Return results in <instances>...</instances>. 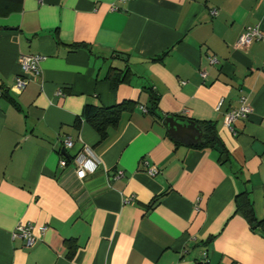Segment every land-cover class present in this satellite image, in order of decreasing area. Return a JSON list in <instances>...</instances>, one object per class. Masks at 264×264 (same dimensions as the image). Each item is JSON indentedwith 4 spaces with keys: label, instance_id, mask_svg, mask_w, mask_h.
Instances as JSON below:
<instances>
[{
    "label": "crops",
    "instance_id": "obj_1",
    "mask_svg": "<svg viewBox=\"0 0 264 264\" xmlns=\"http://www.w3.org/2000/svg\"><path fill=\"white\" fill-rule=\"evenodd\" d=\"M253 24L264 35V0H0V264H264V41L234 45ZM36 53L16 88L19 55ZM110 67L129 73L112 85ZM239 94L250 112L230 131ZM123 100L103 140L74 125L85 103ZM165 115L213 122L228 166ZM82 146L96 166L78 179L66 158ZM25 222L30 247L12 236Z\"/></svg>",
    "mask_w": 264,
    "mask_h": 264
},
{
    "label": "built area",
    "instance_id": "obj_2",
    "mask_svg": "<svg viewBox=\"0 0 264 264\" xmlns=\"http://www.w3.org/2000/svg\"><path fill=\"white\" fill-rule=\"evenodd\" d=\"M216 9H210V13H215ZM253 40L264 41V35L261 33L259 26L257 24L245 25L241 30L240 34L237 36L235 41V47L244 48L248 46ZM43 55L36 54H20L18 57L19 64V74L14 77L15 87L18 89H23L25 86L24 77L33 76L39 74V63L43 59ZM208 61L213 63L216 61L215 57H208ZM200 77H204L205 72L203 70L199 71ZM59 93V92H58ZM1 94V90H0ZM238 107L235 109H230L223 114V125L226 126L230 131H233L232 123L236 119L244 120L247 114L250 112V105L248 98L244 94H239L238 96ZM219 104V103H218ZM217 106V105H216ZM62 145L66 148L72 147V141L69 137L62 139ZM69 162L74 168V172L78 179H83L87 174L94 171L96 166V158L86 146H82L80 150L75 152ZM65 159L60 160V164H64ZM146 167V173L149 175H154L157 172V168L153 165H148L146 161L143 162ZM121 172L118 171L116 176H120ZM45 226H39L38 230L42 232ZM12 236H16L22 239L25 247H30L35 241V235L33 233V225L29 222L18 223L12 233Z\"/></svg>",
    "mask_w": 264,
    "mask_h": 264
},
{
    "label": "trees",
    "instance_id": "obj_3",
    "mask_svg": "<svg viewBox=\"0 0 264 264\" xmlns=\"http://www.w3.org/2000/svg\"><path fill=\"white\" fill-rule=\"evenodd\" d=\"M113 68H109L106 77L111 80V84L114 85L121 81L125 80V77L129 73V69L125 68L123 70L115 71ZM113 72L115 74H113ZM156 95H150V108L153 110L156 107ZM133 104L130 100H123L118 103L104 106L102 104H92L85 103L82 106L79 116L75 118L74 125L78 126L80 120H85L98 134L99 141L103 140L106 136L107 129L109 127H113L117 124L121 114L125 111L131 110ZM201 131V140L196 145L198 147H210L214 148L217 146L220 148L221 152L225 153V150L220 143L215 130V125L211 121H197L196 123ZM220 156V154H218ZM69 161L68 158H66ZM242 194L236 196V210L240 211L242 215L245 217L246 221L253 227L256 225V218L252 212V208L250 205V201L246 200ZM154 203V202H152ZM150 203V204H152Z\"/></svg>",
    "mask_w": 264,
    "mask_h": 264
},
{
    "label": "water",
    "instance_id": "obj_4",
    "mask_svg": "<svg viewBox=\"0 0 264 264\" xmlns=\"http://www.w3.org/2000/svg\"><path fill=\"white\" fill-rule=\"evenodd\" d=\"M162 121L166 126L168 134L174 139L188 143L200 141L201 131L193 120L175 117L173 115H165ZM214 150L220 154L221 162L224 163L225 166H228L226 153L221 152L220 148L217 146H214ZM62 153H64L63 150Z\"/></svg>",
    "mask_w": 264,
    "mask_h": 264
}]
</instances>
